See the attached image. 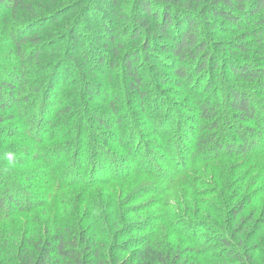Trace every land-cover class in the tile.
Here are the masks:
<instances>
[{
	"label": "trees",
	"instance_id": "16d2710c",
	"mask_svg": "<svg viewBox=\"0 0 264 264\" xmlns=\"http://www.w3.org/2000/svg\"><path fill=\"white\" fill-rule=\"evenodd\" d=\"M90 1L91 0H51V3L54 5L55 2H59L65 4V6L69 4V8L72 11H79V8L82 11L84 8L86 9V4L90 3ZM33 2H35V0H0V6L2 5L9 8V12H7L11 14L10 17H2L6 14L0 12L1 33L5 32V35L12 31L9 35H6L9 39L7 38V42L3 44L6 48H11V56L8 55L5 58L8 63L6 62L7 64L4 65V61L1 62L2 59H0V221L5 220L8 222L14 218V216L34 210H41L43 207H45L44 210H46V207L56 200H58L56 203H59L57 209L62 205L71 204L65 203L67 201H64L63 198L64 193L67 192L64 191L67 186L79 188L85 185L88 186V188H93L94 185L98 184L110 185V183L113 182L126 181L131 174L140 175V173L162 177L166 175L168 178L167 180L171 182V184H184L187 181L184 177L190 176L193 178V175L196 174L193 184L190 183L186 186L190 197L197 198V196L203 195V193L209 195L216 194L214 197L215 205L213 207H216L218 201L224 200V207L226 208H224V210L230 215L228 219L229 226L227 223H221V226L218 224H208L209 229L213 230L212 236L209 237L208 241L219 242L221 244L219 249L216 250V253H214L215 257L220 259L230 258L234 261L227 262L226 264H252L253 261H255L252 252L254 249L255 251L258 250V248L260 249L261 246L264 255V207L262 210V217H260L259 223L257 222L255 227L259 243L249 247V245H246L243 237H241L242 239L240 238L238 242H235L234 236L243 235L246 230L247 221L241 218L232 229L231 224H234V221L237 220V216L243 211L248 196L243 199H241V197L238 199L240 201L234 202L235 197L237 198L243 194V190H241L240 195L233 192L230 194L224 185V190L220 188V191H217L214 186H211V182H214L216 176L212 175L213 181L209 180L207 182L201 181V172L194 171V173H189L192 172L193 169L196 170L207 164L220 167V165H218L219 163L217 164L215 162L221 159L231 158L241 154H247L248 156L250 150L258 144L255 137H262V132L264 131V126L261 123L264 118L255 105L254 97L248 94L246 90L244 91V89L237 88L234 83L228 82L225 87H227L228 90L227 93L229 96L231 113H226L222 101L216 99L204 100L201 98L198 102L201 108L198 122L193 120L195 123L193 128L195 129L193 133L194 137L190 138L189 144L182 138L178 140L184 134L181 128L182 131L177 133V143L172 145V148L175 150L172 149L173 151H167L168 154L170 152L173 154L175 151L174 159H168L167 168L163 170L152 171V169L145 168V163L148 161L146 156H143L142 159L138 161L137 165L136 158H130L128 156L120 161L116 159L114 155L107 152H85L83 156L80 157L82 151L78 149L72 150L71 147H74L73 143L65 146L58 145L57 143L53 144V142H58L57 137H60L59 132L62 131V128L66 125L65 117L70 116L72 107H75V105L71 106L72 104L67 105V101L65 100L66 95H62L66 88L72 85V83H70L71 81H68L70 77H67L66 80L62 79L63 67H61V64H66V68L68 67V63L62 55L63 52L56 54V52L49 47L51 44L48 40L42 42L41 37L34 34V32L39 31L41 27H44L45 23L56 20L59 21L58 19L61 16H65L67 20L70 15L62 11L61 16L56 17L57 14H55L54 17V13L51 14L49 11L48 14L38 16L41 13H39L38 6ZM43 2H46V0H39L40 4ZM114 2L118 4V2L121 3V0H114ZM172 2H176V4L184 2L185 6H179V8H177V6L171 4ZM202 2H207L208 4L205 3L200 7ZM74 4L78 5L75 6ZM138 4L141 8V13L137 14V16H140L138 20L142 22V26H138V23H135V30L131 37V41L139 39L140 35H142V31L150 25V22H156V29L159 30V34L156 33L155 36L172 42L171 45L162 46L172 52L179 61H186L189 58L196 59L199 53L202 52L201 57L197 60V67H195L197 75L203 72L204 68L207 67L208 59L212 57L213 54H209V42L200 33L201 21H199L197 17H193V14L196 15L197 13H195V10L198 11L199 8L201 10L199 15H213L224 18L228 23L235 24L238 27L241 25V20L236 13L245 14L246 18H249L248 24L255 26L248 35L256 38L258 49H262L261 52L264 51V13L261 14L264 10V0H255L253 2L252 0H140ZM53 5H50L51 8H53ZM171 5L174 6V9H179L175 12L177 14L174 18L171 16V10L173 8ZM88 14L90 16L91 13ZM258 15L259 17L256 18L255 16ZM53 17L55 18L54 20H52ZM254 17L255 19H253ZM93 18L94 21H96L95 16H93ZM147 18L152 21L147 20ZM62 22H64V25L59 24V26H62L63 30H60L58 37H67L66 42L71 48L69 50L70 60L71 58L76 60V64L79 65L77 72L79 73L81 85H84V81H88L89 79L88 76L90 75H88V72L86 74L82 73L88 70L89 67L91 72H93V70L103 71L107 69L105 73H103L106 76L111 75L115 69L120 67L123 78L127 80V88H129V91L138 92L141 100L144 102L150 97L151 93L145 88L143 77L137 66L138 59L136 51L124 50V48H126L124 41H121L119 44L113 43L117 38L110 25L104 27V33L98 31L94 33L97 37L102 38L101 40H104L105 48L103 49L105 51L109 50L104 53V51L100 50L91 52L88 49L82 50V47L79 49L76 48L81 45V33L76 29L75 25L69 26L71 19L60 21L59 23ZM173 22L175 24L172 28ZM207 22L208 21L205 23ZM12 26L14 29L10 30ZM20 26L27 27V29L23 28L22 31H16V33L15 29H18ZM150 30H152V28ZM30 42L33 44V47L37 48L32 52H28L27 48ZM248 44H243L242 42L238 47L240 50L247 52L249 50ZM155 47L156 44H152L148 41L146 42L142 51L145 52L147 59H151L155 54ZM74 48H76L77 51L74 50ZM13 56L15 62H12L11 57ZM45 57L46 61H43ZM49 59L52 60V62L49 61ZM58 59L61 60V63L59 66L55 67V72L53 73L51 70V72L49 71L46 75L42 76L39 85H36L35 82L32 84L28 81L29 68L32 67L31 64L38 67V69H42L46 68L49 64L51 66L53 64L56 65ZM224 64H226L225 66L228 69V76L236 81L254 83L256 84L255 88H259L260 91L264 93V68L258 65H256V67L248 63L240 65L232 60H228L220 66L222 67ZM218 66L219 65L216 64L213 70L215 71ZM69 67L73 69L71 66ZM5 68L8 70L13 68V72L5 75V72H7ZM178 72L182 76H185V74L188 75L184 67H181ZM199 80L197 79V83ZM210 82V85H214L213 81ZM200 84L204 86L205 91L212 90V87H209L208 83L200 82L199 85ZM46 85L50 87V89L48 91L46 90L44 98L43 93H45L44 90ZM36 95L39 97H35ZM44 99V112L41 115L40 112L38 113V110L36 113H32V105ZM29 102L33 104L30 103V106ZM258 103L259 106L261 105L264 107V101ZM112 108L113 112L116 113L117 106L113 104ZM169 119L170 116L165 115V118L159 120V127H167ZM21 120L28 129V137L32 138V141H34V145H31L30 148L29 145L23 146L25 144L15 145L11 143V140L18 137V126L16 124L17 121L21 122ZM81 120L84 122L83 116ZM239 121L242 123L255 121L258 128H248V131H245V127L237 123ZM99 122L104 124L103 121ZM180 126L185 127V125L181 123ZM228 127L231 128V130ZM228 131L229 133H236L240 142L235 141L236 139L232 138L230 136L231 134L227 133ZM172 132L173 134L174 132L176 133L177 129L161 130L160 133L165 135ZM7 140H10V145H7ZM124 144L125 142L123 145ZM125 149L128 152H132V149L127 146ZM23 152L25 154L29 153L32 159L42 160V167L44 168V171H42L43 176L41 175L38 179H34L30 173H38L40 171L32 170L31 172L27 171L29 174L25 172V179H19L20 176L24 175V171L15 170L12 166L22 161L20 157ZM259 155H261V157ZM254 156L260 157L261 160V158L264 157V151L259 152V154H254ZM87 160H89V164L85 162ZM252 162H254V165L252 163L248 172L250 173L251 170L254 169L262 170V173L258 172L257 174L260 178L264 179V162L261 161L259 163L254 159H252ZM173 163L175 166L171 168ZM244 165L245 164H242V166ZM32 182H35V186L43 187L33 189L30 187L33 186L31 185ZM200 186L208 187L203 190L200 189ZM257 190L262 194L264 192V185L257 187ZM86 195L87 191L84 190L78 193V198L80 197L79 202L84 200L88 205L86 213L81 218V224L76 225L75 221L61 223L58 219L49 222L48 228L43 233L44 235L30 234V238H32L31 242L20 245L17 250V259H13V261L10 259L5 260L2 264H143V260H140L138 256L139 253L145 251V249H147V251H152L150 253H152L154 262L155 260H159L162 264H191L190 259L188 257L184 258L180 249L179 251L170 252V255L160 252L158 247L152 249L151 246L149 247L151 239L148 237H143V243H140L136 249H134L131 244L133 241L132 239V241H120L124 238L125 232L119 229L117 230L116 227L121 221L125 224L126 211L120 209L121 206L118 204L117 215L115 216L114 213L107 215V207L110 208L114 206V202H109L106 207L103 204L105 200L99 201L95 197L88 198ZM200 200L204 199L201 198ZM79 202L76 203L77 206ZM73 205L75 206V204ZM217 206L219 207V205ZM189 207L191 210L190 205ZM218 207L215 209L218 210ZM176 220L177 221L173 222V225L177 227L178 230L181 229L183 235H186L188 239L191 238V241H196L193 234H187L186 231L183 230V226L185 229L189 226L187 225V221L185 219L183 220L181 217ZM194 222L196 223H194L193 226H198L200 221L195 220ZM100 225L102 227L105 226L107 229H112L114 227L117 230L114 234L110 232L105 234V232L102 231L108 239L106 245L97 242L98 234L101 232L100 230H102L99 227ZM119 226H121V224ZM217 226L220 230H218ZM204 240H206V238H204ZM11 251H7V254L9 255ZM197 251L206 253L209 250L201 246L197 248ZM125 253L128 254L125 255L126 257H124Z\"/></svg>",
	"mask_w": 264,
	"mask_h": 264
},
{
	"label": "rangeland",
	"instance_id": "374dc122",
	"mask_svg": "<svg viewBox=\"0 0 264 264\" xmlns=\"http://www.w3.org/2000/svg\"><path fill=\"white\" fill-rule=\"evenodd\" d=\"M139 1L140 0H121V3L118 2V4H115L114 0H91L90 3L86 4V9L84 8L82 11L80 8L79 11H72L69 8V4L65 6L63 3L55 2L53 5L51 0H46V2L41 4L39 0L33 2L38 6L39 13H41L38 16L48 14L49 11L51 14L54 13V17L55 14H57L56 17L61 16L62 11L69 13L67 14L70 15L68 19H71L69 26L75 25L76 29L81 33V45L76 47L78 49L82 47V50L88 49L91 52L97 50L104 51V53L108 52L109 50L105 51L103 49L105 48L104 40H101L102 38L97 37L94 33L96 31L104 33V27L110 25L117 38L113 43L119 44L121 41H124L126 44L124 50L136 51L138 59L137 66L143 77L144 86L151 93L150 97L144 102L141 100L138 92H130L129 88H127V80L123 78L120 67L115 69L111 75L107 76L103 74L107 69L103 71L93 70V72H91L89 67L88 70L82 72L83 74L88 72V75H90L88 76L89 79L88 81H84V85H81L79 73L77 72L79 65L76 64V60L72 58L70 60L69 50L71 48L66 42L67 37H58L60 30H63V27L59 26V24L64 25V22H59L67 21L68 19L66 20L65 16H61L58 19L59 21L56 20L45 23L44 27H41L39 31L34 32V34L40 36L42 42L48 40L51 44H49V47L51 50L55 51L56 54L63 52L62 55L68 63V67L65 68L66 64H61V67H63L62 79L66 80L67 77H70L68 81H71L70 83H72V85L66 88L62 95H66L65 100L67 101V105H75L70 111V116L65 117L66 125L62 128V131L59 132L60 137H57L58 142H53V144L57 143L58 145L65 146L73 143L74 147H71L72 150L78 149L82 151L80 157H82L85 152H107L114 155L115 158L120 161L128 156L130 158L133 157L137 160L136 165L143 156H146L149 162L147 161V163H145V168L152 169V171L163 170L167 168V160L174 159L175 151L173 154L172 152L169 154L167 152L168 150H175L172 148V145L177 143L178 140H181V138L184 141L186 140L187 144H189L190 138L194 137L193 133L195 129L193 128L195 123L193 120L198 122L201 109L198 102L201 98L204 100L216 99L222 101L226 113H231L229 96L227 93L228 90L227 87H225L228 82L234 83L237 88L244 89V91L246 90L248 94L252 95L259 113H261L264 118V107L261 105L259 106L258 103L264 101V93L261 92L259 88H255L256 84L254 83L236 81L228 76L226 64L222 67L220 66L228 60H232L240 65L248 63L264 68V51L261 52L262 49H258L256 38L248 35L255 26L248 24L249 18H246L245 14L236 13L241 20V25L238 27L235 24L228 23L224 18L213 15H199L201 11L200 8L198 11L195 10V13H197L196 15L193 14V17H197V19L201 21L200 33L209 42V54L213 53L212 57L208 59L207 67L204 68L203 72L197 75L195 67H197V60L201 57L202 52L199 53L196 59L189 58L186 61H179L172 52L162 46L171 45L172 42L155 36L156 33L159 34V30L156 29V22L151 19L147 18V20L152 22L142 31V35H140L139 39L131 41V37L135 30V23H138V26H142V22L138 20L140 16H137V14L141 13V8L138 4ZM253 1L255 0H252V2ZM50 3L53 5V8H51ZM205 3L208 4L207 2H202L200 7ZM171 4L177 6V8H179V6H185L184 2L178 4L172 2ZM74 5L77 6L78 4ZM174 6H172L173 8L171 10V16L173 18L177 14L175 12L179 10L176 8L174 9ZM8 10L9 8L6 6H0V12L6 14L2 17H10L11 14H8ZM88 13H91L90 16ZM262 13H264V10L261 14ZM93 16H95L97 22L94 21ZM54 17L52 20L55 19ZM255 17L258 18L259 15ZM255 17L253 19H255ZM206 21L208 22L205 23ZM174 24L173 22L172 28ZM23 28L27 29V27L20 26L18 29H15V32H20ZM151 28L152 30H150ZM12 29H14L13 26L10 30ZM11 32L12 31L4 35L5 32L1 33L0 30V59H2L1 62L4 61V65L8 63L5 58L8 55L11 56V48H6L3 44L7 42L6 39L8 36L6 37V35H9ZM147 41L156 44V52L151 59H147L145 52L142 51ZM242 42L243 44L249 43V50L247 52L240 50L238 47ZM32 45L33 44L30 42L29 46H27L28 52L37 49ZM76 48H74V50L77 51ZM11 59L12 62H15L13 60L14 56L11 57ZM58 60L56 65L53 64L51 66L49 64L46 68L42 69H38V67L31 64L32 67L29 68L28 81L32 84L35 82L36 85H39L42 76L46 75L49 71L51 72V70L53 73L55 72V67L59 66L61 63V60ZM43 61H46V57ZM49 61L52 62L50 59ZM216 64L219 66L214 71L213 69ZM181 67L185 68L188 75H180L178 70ZM5 70H7L5 75L13 72V68L9 70L5 68ZM197 79H200L198 83ZM210 81H213L214 85H210ZM200 82L208 83V86L212 87V90L205 91L204 86L201 84L199 85ZM49 89L50 87L46 85L44 90L45 93H43L44 98L46 90L48 91ZM35 97L39 96L36 95ZM30 103L31 102H29V105L31 106L33 103ZM113 104L117 106L116 113L113 112ZM32 108V113H36L38 110V113L40 112L41 115L45 110V99L37 102V104H33ZM165 115L170 116V119L167 122V127L161 128L158 122L162 118H165ZM82 116L84 122L81 120ZM99 121H103L104 124ZM180 123L185 125V127H181ZM237 123L241 126L243 125L245 131H248V128H258L255 121L243 123L239 121ZM261 123L264 126V119ZM16 125L18 126V137L11 140V143L15 145L25 144L23 146L29 145L30 148L31 145H34V141H32V138L28 137V129L25 123L21 120V122L17 121ZM172 128L177 129V132H174V134L173 132L167 133L165 135L160 133L161 130L166 131ZM181 128L184 134L178 139L177 133L182 131ZM229 129L231 130V128ZM227 133L231 134L230 136L235 138V141L240 142L236 133H229V131ZM176 138L178 139L177 141ZM255 139L258 141V144L250 150L248 156L247 154H241L231 158L221 159L215 162L217 164L219 163L218 165H220V167L207 164L206 166H202L196 170L193 169L192 172H189L190 174L194 173V171L201 172V181L207 182L209 180L213 181L212 175L216 176L217 179L215 178L214 182H211V186H214L217 191H220V188L224 190V185L230 194L233 192L240 195L241 190H243V194L237 198L235 197L234 202L240 201L238 199L241 197V199H243L248 196L243 211L237 216V220L234 221V224H231V229L241 218L246 219V230L242 236H234V241L238 242V240L243 237L246 245H249V247L259 243L255 227L260 217H262V210L264 207V192L261 194L260 191L257 190V187L264 185V179L260 178L257 174L258 172L262 173V170L254 169L251 170L250 173L248 172L252 163L254 165L252 159L259 163L261 161L264 162V157L260 160L261 155H259L260 157L254 156V154H259V152L264 151V149H262L264 148V131L262 132V137L256 136ZM122 142H125V144L123 145ZM7 145H10V140H7ZM126 146L131 148L132 152L126 151ZM20 159L22 161L12 166L15 170L24 171V175L19 178L20 180L25 179V175L28 173L27 171H40L38 173H30L34 179H38L42 175L44 168L42 167L43 162L41 159H32L29 153L25 154L24 152ZM85 162L89 164V160ZM242 164L245 165L242 166ZM174 166L175 164L173 163L171 168ZM195 175H193V178L190 176L184 177L188 181L187 182L185 179L186 182L184 184H171V182L167 180L168 178L166 175L162 177L140 173V175L131 174L126 181L113 182L110 183V185L98 184L94 185L93 188H88V186L85 185L79 188L67 186L68 189L66 188L64 190L67 192L64 193L63 198L64 201H67L65 203L71 204L62 205L57 209L59 203H56L58 201L56 200L55 202H51L49 206L46 207V210H44L45 207H43L41 210H34L14 216V218L8 222L5 220L0 221V264L8 259L12 261L13 259H17V250L20 245L31 242L32 238H30V234L44 235L43 233L48 228L49 222L58 219L61 223L75 221L76 225L81 224V218L88 209L86 201L81 200L79 202L80 197L78 198V193L82 190L87 191L86 197L88 198L95 197L99 201L105 200L103 204L106 207L109 202H114V206L110 208L107 207V215L114 213L116 216L118 204H120V209L126 211L125 224L121 221L120 223L118 222L119 224L116 227L117 230L119 229L125 232L124 238L120 241L125 242L132 239L133 241L131 240V244L134 249H136L140 243H143L142 241L145 237H148L151 239L149 247L151 246L152 249L158 247L160 252L164 254L168 253L169 255L170 252L179 251L180 249L184 258L188 257L190 259L191 264H226L227 262H234L230 258L220 259L215 257L214 253H216V250L219 249L221 244L219 242L208 241L213 231L209 229V223L213 225L218 224L219 226H221V223H229L228 219L230 215L224 210V200H220L216 203V207L219 205L217 210L215 209L216 207H213L215 205L214 197L216 194L209 195L203 193V195L197 196V198L190 197L186 186L190 183L193 184L195 180L194 177H196ZM34 183L35 182H32L31 185L33 186H30L33 189L43 187L35 186ZM207 187L208 186H200V189L204 190ZM199 198L204 200H200ZM77 202H79L78 206L76 205ZM73 204H75V206ZM189 205L191 206V210ZM179 217L183 218V220L185 219L187 225H189L186 229L183 226V230L186 231L187 234H193L196 241L194 239V241H191V238L188 239L186 235H183L181 229L178 230L177 227L173 225V222L177 221L176 219ZM195 220L200 221L198 226H193L194 223H196L194 222ZM120 224L121 226H119ZM229 225L230 224H228V226ZM99 227L102 230H100L101 232L98 234L97 242L106 245L108 239L102 231L105 232V234L107 232L114 234L117 230L114 227L112 229H107L105 226L102 227L101 225ZM217 228L220 230L218 226ZM204 238H206V240H204ZM201 246L209 250L206 252L207 254L197 251V248ZM7 251H11V253L8 255ZM150 252L152 251H147V249H145V251L139 253L138 257L140 260H143V264H162L159 260H155L154 262L152 253ZM252 253L254 254L255 260L252 264H264L262 246L256 251L254 249ZM125 255L128 254L125 253L124 257H126Z\"/></svg>",
	"mask_w": 264,
	"mask_h": 264
}]
</instances>
